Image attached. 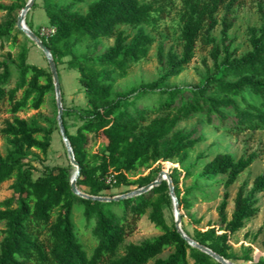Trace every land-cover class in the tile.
Returning <instances> with one entry per match:
<instances>
[{
  "label": "trees",
  "instance_id": "trees-1",
  "mask_svg": "<svg viewBox=\"0 0 264 264\" xmlns=\"http://www.w3.org/2000/svg\"><path fill=\"white\" fill-rule=\"evenodd\" d=\"M26 0H15L0 22V50L7 45L0 59V107L7 106L11 117L2 123L0 137L6 144L0 153V189L11 181L10 195L0 202V264H219L203 252L189 246L175 231L173 222L167 224L163 210L171 208L166 183L128 199L97 202L81 199L70 191L71 167H44L34 176L27 152L36 150L43 156L51 141L52 125L41 126L27 122L16 114L24 109L38 110L45 97L53 91L48 68L26 62L27 49L12 59L11 49L18 44L21 32L15 28V12ZM238 0H92L83 12L77 8L86 0H40L46 18L47 35L33 31L49 51L56 67L64 65L77 73L85 106L73 109L78 121L73 133L67 131L64 118L71 110L62 106L61 123L73 158L79 166L76 188L85 194L101 196L110 188L136 184L145 186L154 179L151 173L129 179L141 168L175 160L184 164L188 152L203 140L194 137L195 130L177 129L180 122L201 115L206 125L233 135L244 131L264 130V10L256 2L259 25L246 30L249 50L240 57L231 50L228 31L232 20L227 15ZM34 0L30 10L36 7ZM179 3L178 40L180 52L156 46V61L163 72L152 82L140 84L128 91L115 92L114 84L127 75L129 67L146 58L153 38L143 26L156 28L167 15V9ZM223 13L218 20L217 14ZM121 27L134 30L127 34ZM216 27L219 39L210 36ZM112 44L97 53L100 41ZM209 47L212 70L197 86L166 88L163 83L177 77L193 58L196 43ZM76 45H84L77 53ZM89 50L92 53H89ZM67 58L66 60H64ZM14 60L16 76L10 86L11 65ZM58 76V72H57ZM59 81V76H58ZM248 92L257 104L246 102ZM184 93L186 95H184ZM54 125L57 126L56 122ZM57 128V127H56ZM90 152V146L97 144ZM201 155L197 156V159ZM256 156L234 159L230 154L217 153L202 164L196 180L212 182L222 176L221 201L216 208L217 225L204 231L193 230L190 237L225 260L250 261V248H241V258L231 253L228 241L256 213V196L264 192V173L255 177L251 187H238L232 211L227 216V189L244 172ZM196 165L186 166L180 173H168L180 211L191 208L190 196H206L196 185L180 190V174L186 180L194 177ZM111 182L106 183L107 178ZM77 205L85 225H91L95 246L90 255L84 251L72 223V209ZM147 220L160 234L150 241L126 244L139 221ZM183 215L180 213V221ZM181 229L189 237L187 232ZM264 250V234L261 239ZM170 253L157 258L163 251ZM254 264H264V259Z\"/></svg>",
  "mask_w": 264,
  "mask_h": 264
},
{
  "label": "rangeland",
  "instance_id": "rangeland-1",
  "mask_svg": "<svg viewBox=\"0 0 264 264\" xmlns=\"http://www.w3.org/2000/svg\"><path fill=\"white\" fill-rule=\"evenodd\" d=\"M15 0H0V5L9 7ZM92 0H86L85 4L79 5L78 10L83 12L86 4ZM147 1V0H145ZM36 7L29 10L24 18L26 27L30 25L33 31L46 29V18L43 11L40 9V0H36ZM261 5L264 10V0H261ZM179 3H176L175 7L167 9V15L158 23L156 28L143 26V29L149 34L154 42L150 46L146 58L140 60L137 63L132 64L127 75L118 79L114 84L115 92L128 91L133 87L140 84H145L154 81L163 70L156 61V46L162 44L164 50L172 49L176 53L180 52V43L178 40V31L180 23L178 20ZM19 10L15 12V18ZM223 16L222 12L217 14L219 20ZM6 18V11H0V22ZM228 20H232V27L228 31V36L232 39L231 50H235V56L240 57L249 50L247 42L246 30L249 27H257L260 23L259 14L256 8V2L254 0H238V2L231 9L227 15ZM127 34H133L134 30L128 27H121ZM219 29L216 27L210 32V36L214 37L216 41L219 39ZM112 44L111 40L100 41L97 53L103 52L106 48ZM17 45H23L27 49L26 62L29 64H35L39 67L47 69L46 62L41 52L21 33L18 36V44L11 49L12 59L19 51ZM7 45L3 50H0V59L5 55ZM74 50L77 53L84 52V45H76ZM209 47H205L196 43L193 58L184 70L177 76L169 78L163 83L166 88H181L185 89L192 86H197L201 83L203 78L208 72L212 70V62L209 57ZM89 53L92 51L89 50ZM65 58L64 60H66ZM14 60L11 65L12 79L10 86L16 76V70ZM59 76V86L62 92V106L65 109L71 110V112L64 118L67 131L73 133L75 127L78 125L76 117H74L72 110L83 108L85 106V99L83 97L82 89L77 83V73L72 70H67L64 65L57 67ZM184 95H186L184 93ZM244 99L248 103L257 104L258 99L245 91L243 94ZM20 119L34 120L38 125L47 126L52 125V135L50 146L43 156L36 150H30L27 152V158L29 164L34 168L33 175L36 176L44 171V167H68L69 162L65 153V149L58 131L56 122V107L54 92H50L38 110L30 108L24 109L16 114ZM11 115L8 113V107H0V129L2 123L8 120ZM184 132H190L195 130L194 137L202 136L203 140L199 142L192 150L188 152L187 160L184 164L178 166L175 160H168L158 164H153L149 169L141 168L137 172L132 173L129 177L131 181L136 180L138 177L151 173L153 179L157 176L158 172L165 170L168 173H180L186 166L196 165L194 170V177L189 179H180L178 186L180 190L190 188L192 185H196L201 190H204L206 196L194 193L190 196L189 200L191 208L188 211H180L183 215L180 224L182 223L183 229L187 232L189 237H192L193 230L204 231L209 227L217 225L216 208L221 201L223 187L220 181L222 176H216L212 182H204L196 180V174L199 171L202 164L209 161L217 153L230 154L235 160L239 157H246L249 154H254L256 157L248 168L242 172L237 178L236 182L227 189L229 195L227 199V216L229 217L232 211V201L238 187L245 184V190L251 187L252 181L255 177L264 173V130L261 131H244L239 134L233 135L226 130L217 131L211 126L206 125L203 116L195 115L192 118L180 122L177 127ZM97 144L90 146V152L95 150ZM6 144L2 137H0V153H5ZM201 155L197 159V156ZM72 170V168H71ZM72 173V171H71ZM11 181H7L2 184L0 189V202L6 199L10 195L9 185ZM137 189L136 184L120 188H110L107 191L101 193V196L112 197L120 194H124ZM256 213L254 216L245 221L244 227L232 235L228 241L231 246V253L236 258H241V248H250V261H243L241 259L230 260L235 264H254L257 261L264 259V250L261 247V239L264 234V192L256 196ZM163 216L167 224L173 222V211L171 208L163 210ZM72 223L75 227L77 238L81 243L84 251L87 255L91 254L95 246V238L91 234V225H85L80 208L75 205L72 209ZM3 225L0 223V241L2 239ZM160 234L159 229L155 228L144 216L136 225L134 231L129 234L123 242L126 244H139L142 241H150ZM170 253V250H165L157 258H165ZM153 261H149L147 264H152Z\"/></svg>",
  "mask_w": 264,
  "mask_h": 264
},
{
  "label": "water",
  "instance_id": "water-1",
  "mask_svg": "<svg viewBox=\"0 0 264 264\" xmlns=\"http://www.w3.org/2000/svg\"><path fill=\"white\" fill-rule=\"evenodd\" d=\"M34 0H26L24 6L19 10L17 16H16V22H15V28L20 31L24 36L41 52V54L44 57V60L46 62L48 72L51 76L52 80V86H53V92H54V99H55V107H56V124L57 128L65 149V153L69 162L70 167L72 168V174L70 176L69 180V187L70 191L73 195L89 200V201H97V202H111V201H119L122 199H128L132 198L138 195H142L145 192L151 190L152 188L158 186L162 181L166 183L167 187V192L168 196L171 200V205H172V211H173V226L176 231V233L191 247L203 252L204 254L208 255L211 257L213 260H215L219 264H235L233 262H230L228 260L223 259L222 257L218 256L211 250L207 249L204 246L199 245L196 243L194 240H192L190 237L185 235L181 229V224H180V212L179 208L177 205V200L176 197L174 196L173 193V187L171 180L169 178L168 172L165 170H161L158 172L157 176L153 181L150 183L146 184L145 186H142L140 188H137L133 191L112 196V197H104V196H92L88 195L85 193L80 192L75 185L76 179L78 177L79 173V166L77 162L73 158V154L71 151V148L69 146V143L66 139L65 131L61 123V113H62V107H61V101H60V86H59V81H58V76H57V71L55 64L53 62V59L47 50V48L42 44L41 40L31 31L29 28L26 27L24 23V18L26 13L30 10Z\"/></svg>",
  "mask_w": 264,
  "mask_h": 264
},
{
  "label": "built area",
  "instance_id": "built-area-1",
  "mask_svg": "<svg viewBox=\"0 0 264 264\" xmlns=\"http://www.w3.org/2000/svg\"><path fill=\"white\" fill-rule=\"evenodd\" d=\"M52 31H53L52 28H46L44 30H41L40 35H47V34L51 33ZM111 181L112 180L110 177L106 179V183L111 182Z\"/></svg>",
  "mask_w": 264,
  "mask_h": 264
},
{
  "label": "crops",
  "instance_id": "crops-1",
  "mask_svg": "<svg viewBox=\"0 0 264 264\" xmlns=\"http://www.w3.org/2000/svg\"><path fill=\"white\" fill-rule=\"evenodd\" d=\"M46 25V24H45Z\"/></svg>",
  "mask_w": 264,
  "mask_h": 264
}]
</instances>
